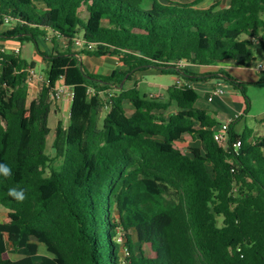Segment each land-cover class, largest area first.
I'll return each mask as SVG.
<instances>
[{
    "label": "trees",
    "instance_id": "obj_1",
    "mask_svg": "<svg viewBox=\"0 0 264 264\" xmlns=\"http://www.w3.org/2000/svg\"><path fill=\"white\" fill-rule=\"evenodd\" d=\"M209 1L0 0V23L9 18L10 27L0 38L33 42L49 63L29 101L35 62L0 51V164L11 169L0 175V205L9 211L0 264H264V137L237 133L240 116L219 146L222 122L197 106L193 87L222 81L247 113L248 83L188 67L251 68L257 42L264 52V0ZM39 39H49L51 54ZM84 57L115 58L119 67L95 74ZM149 69L178 78L166 99L125 88ZM62 79L73 97L50 157L48 122ZM184 132L201 146L179 149ZM40 245L55 259L38 255ZM8 253L19 259L2 260Z\"/></svg>",
    "mask_w": 264,
    "mask_h": 264
},
{
    "label": "rangeland",
    "instance_id": "obj_2",
    "mask_svg": "<svg viewBox=\"0 0 264 264\" xmlns=\"http://www.w3.org/2000/svg\"><path fill=\"white\" fill-rule=\"evenodd\" d=\"M264 18V17H263ZM40 48L42 51L47 53L46 49L49 46L47 42H41L39 41ZM48 54V53H47ZM255 54L257 56L258 60L264 61V52L260 49L258 42L255 46ZM21 58L25 60L27 63L35 62V68L33 70L34 77L31 81V89H30V98L29 101L36 98L39 94L40 88H37V86H41L43 82L45 81V75L47 71V65L45 63H39L36 59V52H35V45L33 42H25L21 47ZM112 63H108L106 66V70L110 69L111 67L115 66L114 61H110ZM103 70V69H102ZM213 72H216L219 70V68H212ZM231 76L235 77L232 73H229ZM174 76L171 75H160L159 72H156L155 70L151 73H140L136 75V81L135 79L131 82H126L125 88H130L134 84H136L142 93H145L153 98H162L166 99V89L168 86H171L174 83ZM262 80V79H261ZM244 82L248 83L247 86V97L249 98L250 102V108L247 113L244 112L245 105H244V99L239 93V99L237 100L236 107L242 111V118L238 121V123L235 126V131L239 134H242L243 132L251 133L253 138H258L263 136L264 137V122L262 121L264 116V79L263 82H252L251 80L247 79L244 80ZM33 84V85H32ZM63 85L62 82H58V87L61 88ZM197 89H210L212 86L214 88L217 87V81L213 80L210 82H197L195 83ZM166 86V87H165ZM38 90H37V89ZM200 101L203 105L204 95L200 91ZM67 96L65 93H61L59 96L54 95L52 97V112L49 116V122L48 126L50 128V133L47 136L46 140V153L50 156H54V150L52 148V142L55 137V129L57 125V121L61 120L64 124V128L68 125V119H69V108L68 103L69 100L67 99ZM200 104V105H201ZM125 108L127 113H130V104L125 103ZM175 110V107H172L170 111ZM106 115V110H103L101 114V120ZM239 116V115H238ZM184 138H191V136L184 132L183 134ZM198 138V140H197ZM196 140H193L191 142V147H199L200 146V139L199 137H196ZM186 145L185 143H182L180 145V149L188 153L189 150L187 148H184L183 146ZM208 170L212 172V169L210 166H208ZM133 237L136 239V235L133 233ZM7 258H14L13 255H7Z\"/></svg>",
    "mask_w": 264,
    "mask_h": 264
},
{
    "label": "crops",
    "instance_id": "obj_3",
    "mask_svg": "<svg viewBox=\"0 0 264 264\" xmlns=\"http://www.w3.org/2000/svg\"><path fill=\"white\" fill-rule=\"evenodd\" d=\"M213 1L214 0H210L207 3L206 6L211 5V3ZM226 1L227 0H224V2H226ZM9 28H10L9 26H6V25L0 23V34L6 32ZM39 41L47 42V44L49 46L47 47L46 51H47L48 54H51L52 45H51L49 39H47V40L39 39ZM17 47H20V54H21V47L22 46L19 43L8 41V40H3V39L0 38V51H14ZM36 59L38 60L39 63H45L47 65V70H48V68H49V63L48 62H46L43 58H41L40 56H37V55H36ZM80 60L82 61V63L91 72H93L95 74H103V75L104 74H108V73H111L114 69L119 67V62L115 58L96 59V58H88V57L86 58V57H84V58H81ZM110 61H114L115 66H113L110 69L106 70V66H109L107 64L108 63H112ZM259 61L260 60H258L256 58L254 63L252 64L251 68L239 67V66H236V65H234L232 63H222V64L208 66V67H197V66H193V65L188 66V67L190 68L191 71H193L195 73H211V72H213L212 68H219V69H223V70L227 71L228 73H232L235 76V78H237L238 80L244 81V80L249 79L252 82H257V81H259L261 79H264V71H258L256 69V67H255L256 63L259 62ZM152 71H154V69H149V70H146V71L137 72L134 75L132 81L134 79L136 81V79H137L136 75H138L140 73H147V72L151 73ZM156 72H158V71H156ZM160 75H162V74H160ZM173 78H174V83H177L179 81L177 77L174 76ZM60 82H62L63 85H64L63 79L60 80ZM208 82H210V81H208ZM28 86H29V93H30L31 84L29 82H28ZM41 86H37V88L41 89ZM57 87H58V84H57ZM131 87H133V86H131ZM168 87H170V86H168ZM193 87L196 89V91L198 93L201 91L203 93V95H204L203 105L201 104V102H198L197 106L199 108H202V109H206V110H210V111L216 112L217 115H218V118L221 120L222 123L226 122V121H229V120H236L237 118L242 116V111H240V109L236 107V104H238V106H239V102L237 103V100L239 99V92L237 90H235L232 86L226 85L222 81H217V87L216 88H214V86H212L210 89L204 88V89L199 90V89H197L195 83L193 84ZM216 89L224 90V94L221 95V96L212 97L211 93L214 90H216ZM69 91H71V89L66 87V90H65L64 93L67 96L66 100L67 99L69 100L68 108H69V112H70L72 98L69 95ZM199 95H200V93H199ZM244 105H245V103H244ZM173 107H175V106H173ZM175 110H176V107H175ZM175 110H172L170 112H174ZM132 112H133V108L131 106L130 113L129 114L127 113V115H130ZM168 113H169V111L166 114H168ZM197 140H198V138H197ZM197 140L195 139L196 142H197ZM192 141H193L192 137L190 139L189 138L186 139L183 136L182 139L177 142V146L180 149V145L182 143H185L186 145H184L183 147L187 148L189 150L190 146H191L190 144H191ZM200 146H201V141H200ZM8 215H9V211L7 209L3 208L0 205V224H3V223H5L7 221ZM45 251H46V249H45L44 246L40 245L38 247V252H45ZM7 255H13L14 258H7ZM7 259L17 260V259H19V257L14 255V254H9L8 253V254H5L3 256L2 260H7Z\"/></svg>",
    "mask_w": 264,
    "mask_h": 264
},
{
    "label": "built area",
    "instance_id": "obj_4",
    "mask_svg": "<svg viewBox=\"0 0 264 264\" xmlns=\"http://www.w3.org/2000/svg\"><path fill=\"white\" fill-rule=\"evenodd\" d=\"M4 25H9V18H5L4 19ZM77 45H81L79 41L76 42ZM15 54H19L20 53V47H17L14 51H13ZM256 69L258 71H264V61H259L256 63ZM33 77H34V72L33 71H30V77L28 79V82L31 83V81L33 80ZM179 83V82H178ZM66 90V87L64 85L61 86V88L59 87H56V90H55V95L56 96H59L61 93H64ZM224 94V90L222 89H216L214 90L212 93H211V96L212 97H217V96H221ZM69 95L70 97L72 98L73 97V92L72 90L69 91ZM232 120H229V121H226V122H223L215 131H214V139L216 140V142L218 143L219 146H226L227 145V142H228V133H229V126H230V122ZM240 146V142H236L234 144V147L235 148H238ZM118 241L119 242H122V237L119 236L118 238ZM123 253V256H127L128 255V251L127 249H124L122 251Z\"/></svg>",
    "mask_w": 264,
    "mask_h": 264
},
{
    "label": "clouds",
    "instance_id": "obj_5",
    "mask_svg": "<svg viewBox=\"0 0 264 264\" xmlns=\"http://www.w3.org/2000/svg\"><path fill=\"white\" fill-rule=\"evenodd\" d=\"M0 175H3L4 177H9L11 175V169L7 167L6 165L0 164ZM9 195L13 198L22 201L24 199V192L23 190H17V189H9ZM38 255L45 256V258L48 259H55L54 254L48 253V252H38Z\"/></svg>",
    "mask_w": 264,
    "mask_h": 264
}]
</instances>
